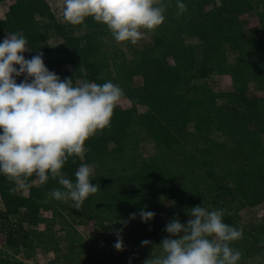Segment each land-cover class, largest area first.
I'll list each match as a JSON object with an SVG mask.
<instances>
[{"label": "trees", "instance_id": "16d2710c", "mask_svg": "<svg viewBox=\"0 0 264 264\" xmlns=\"http://www.w3.org/2000/svg\"><path fill=\"white\" fill-rule=\"evenodd\" d=\"M180 2L187 11L177 15V0H160L165 5L164 22L154 32L143 30L147 39L139 40L135 48L130 46V58L116 48L105 49L106 41L114 39L107 25L93 17H86L80 25H72L64 17L56 21L45 0H14L0 20V37L23 32L28 58L42 53L47 69L58 74L61 81L72 79L74 87L82 81L111 82L122 89L121 98L130 103L127 109L116 106L110 125L85 141L83 160L69 157L61 169L73 184L74 172L82 164L95 169L90 183L97 185L98 191L89 195L79 210L70 200L60 201L49 195L53 190H64L58 178L50 174L44 184L34 185L38 178L30 177V188L22 196L11 191L14 183L0 173V198L6 218L20 215L21 223L35 228L41 210L52 214L41 236L34 231L24 233L22 226L8 232L15 237L23 233L21 238L29 241L30 250L24 254L31 255L34 242L43 248L65 243L68 252L55 258H64L65 264H144L145 256L150 258L152 250L158 248L153 247L167 234L164 226L176 218H190L187 210L201 206L208 211L222 210L223 222L242 230L239 239L229 242L241 253L238 264L256 256L264 261V217L256 225H239L242 209L264 201V148L258 132L250 129L252 124L264 126V96L246 95L249 84L264 92V20L250 30L244 25V17L264 16V0ZM44 20L62 39L53 48L46 43ZM84 60L92 64L86 65ZM67 67L69 70H61ZM220 68L230 77L232 89L217 94L206 80ZM137 76L142 78L140 87L133 86ZM24 78L15 77L17 83ZM218 100L222 102L218 104ZM140 106L146 107L145 112H138ZM188 125L193 131L187 129ZM217 134L231 138V145L215 137ZM145 141L155 153L139 160L135 149ZM167 200L172 202L171 211L163 209ZM141 209L155 213L149 221L151 232L145 228L130 230L121 223L131 221L132 213L140 218ZM63 213L76 219L77 225L84 219L95 221V232L105 225L115 231L122 228L126 253L111 254V260L104 252L94 253L92 244ZM58 217L61 220H56ZM56 225L62 237L53 230ZM95 232L90 234L91 242ZM112 239L116 242V234ZM144 240L152 243L142 247ZM8 244V249L19 251L18 245ZM0 264L13 262L6 259Z\"/></svg>", "mask_w": 264, "mask_h": 264}, {"label": "clouds", "instance_id": "9594fccd", "mask_svg": "<svg viewBox=\"0 0 264 264\" xmlns=\"http://www.w3.org/2000/svg\"><path fill=\"white\" fill-rule=\"evenodd\" d=\"M63 5L68 23L80 25L86 17H93L107 25L117 42L133 45L143 39L142 29L154 32L165 19V5L160 0H63ZM177 8V15L187 11L180 0ZM27 44L23 32L8 34L0 43V173L14 183L13 192H27L33 175L44 184L50 174L64 190L56 189L49 195L71 200L79 210L84 200L98 191V186L90 183L94 169L82 164L75 173V184L61 169L69 157L83 159L85 141L110 125L123 91L111 82L98 85L82 81L74 87L72 79L61 81L47 69L42 53L25 59L22 53L29 50ZM20 76L25 78L17 83L15 77ZM187 214L190 219L186 223L176 218L166 224L168 235L153 247L160 253L152 250L144 264H238L241 253L229 242L239 239L242 230L224 223L222 210L196 206ZM138 215L144 223L155 217L154 212L144 209ZM136 216L132 213L129 219ZM122 232V228L116 230L117 251L125 247ZM151 243L144 240L141 246Z\"/></svg>", "mask_w": 264, "mask_h": 264}, {"label": "rangeland", "instance_id": "374dc122", "mask_svg": "<svg viewBox=\"0 0 264 264\" xmlns=\"http://www.w3.org/2000/svg\"><path fill=\"white\" fill-rule=\"evenodd\" d=\"M45 2L48 4L51 13L53 14L54 18L56 21H61L63 18V0H45ZM14 0H0V20L4 19V16L6 15V13L9 11L10 7L13 5ZM264 20V16H248V17H244V25L246 30H250L253 28H257L259 27V22L260 20ZM43 24H45V29L48 31L47 32V40L46 43L50 46V47H55L57 46L59 43H61L62 39L60 37H58V34L51 29V26L48 23V20H44ZM144 29H142L141 31H143ZM3 32V31H2ZM143 39L146 40L147 38H145L143 36ZM4 39H2V37H0V43L3 42ZM109 40L106 41V45H105V49L108 51L113 50V48H116L118 51H121L124 53L125 57L130 58L132 57L129 48L130 46L132 48H135L136 45H133L130 41H125V42H117L115 39L111 40L108 42ZM189 43H193V41H189ZM24 57L26 60H28V51L25 52ZM233 54L229 53V57L233 58ZM30 60V59H29ZM84 63L86 65H91L92 62L91 60H84ZM70 67L67 68H63L61 69L62 71H66L69 70ZM58 75V74H57ZM207 85L209 86V88L211 90H213V92L215 93H223V92H228L232 89L231 87V79L230 77L227 75L225 69L220 68L216 71V73L211 76L209 79L206 80ZM93 83H96L98 85H103L102 82H99L98 80H95ZM142 85V78L140 76H137L133 79V86L134 87H140ZM246 95L248 98H252V97H262L264 96V92H260L258 90H256V88L252 85L249 84L248 85V90L246 92ZM222 101L218 100L217 103L220 104ZM117 106H119L122 109H127L130 107V103L127 99L125 98H121L120 102L117 104ZM139 113H143L146 110V107L140 106L137 108ZM187 129L190 131H193L192 126L188 125ZM250 129L251 130H256L260 136V143L261 146L264 148V126H260V125H250ZM219 134L215 135V137H219L221 141H225L227 142L228 145H231L229 143H231L230 141L232 140L231 138L227 137V138H222L220 136H218ZM186 146L188 148H190L189 144ZM85 147V146H84ZM86 149V148H85ZM108 149L111 150L112 149V145L110 144L108 146ZM86 152V151H85ZM135 153L138 157L139 160L142 159H146L149 158L151 156L154 155L155 153V149L152 147V145L149 142H143V143H139L135 149ZM80 158V157H79ZM80 160H83L80 158ZM91 167H93L92 165H89ZM94 169V167H93ZM78 170V168L75 170L74 173H76V171ZM95 175V169L93 171V176ZM92 176V177H93ZM91 178V177H90ZM39 180H36L33 182L34 185L38 184ZM16 195H22V196H26L27 192L24 191H15L14 192ZM71 201V200H70ZM73 202V201H71ZM74 203V202H73ZM173 208L172 202L171 201H165L164 205H163V209L165 211H171ZM6 208L5 205L2 203V200L0 198V263L3 262L4 260L8 259L11 262H13V264H65L66 260L64 258H58L57 260H55L57 255H62L65 254L66 252H68V246L65 243H62L58 246L55 247H49V248H43V247H39L36 246L35 242H34V246H33V251L31 252V255H26L24 254L25 250H30V246H29V241L24 240L23 237V233L22 236L19 237V235L16 234L17 237L15 236H10L8 234V232L14 231L17 228H19L20 226H22L23 228V232L24 233H29L31 234L33 231L36 232L37 236H41L44 231H45V225L48 221L51 220L52 218V214L51 212L48 211H40L39 215L37 216V224L34 226L32 225H28L27 223L20 222V215H15V216H8L7 218L5 217V213H6ZM22 212H24V210H22ZM63 215L68 219V222H70V224H72L75 229L83 236V239L88 242V244H92V247L94 248V253L99 254L100 252H104V254H107L109 256V260H111V254H117L119 252L121 253H126L125 250L123 251H117L114 248V244L115 242L112 239V236H114L116 234V231L114 230V228L111 225H105V228L102 230H98L97 232H95L97 230L96 226H95V221L93 220H89V219H84V223L82 225H77L75 220L69 218L65 213H63ZM240 215V222L239 225L242 226L243 228L248 227L250 224H257L261 221V219L264 217V201L261 202L260 204L254 206V207H246L244 209H242L239 212ZM188 219H183L180 220V222L186 223L188 221ZM56 220H61L60 217H58ZM126 222V225L125 223ZM121 223L123 224V226H125L127 229H134V230H138L141 231L143 228H145L144 230H146V232H151L152 230V224L151 222H147L144 223L141 221L140 218H136L135 220H125V221H121ZM60 226L56 225L54 226L53 230L57 232L58 235H60L61 237L63 236V233H59L58 230ZM165 228V226H164ZM93 232L96 233L95 236V240L93 242L90 241L89 237L90 234H92ZM168 234H164V236L166 237ZM13 238H16L15 241L13 242ZM8 240L10 241V244H8ZM90 241V242H89ZM7 244L8 247L14 246V245H18L19 247V251L18 252H14V248L11 247V249L7 248ZM155 254H159L160 253V249H154L153 250ZM29 256V257H28ZM149 258V257H148ZM147 256H145V260L148 259ZM83 258H80L78 261L82 262ZM75 263H67V264H76ZM242 264H264V261H262L261 257L256 256L253 257L250 260H243Z\"/></svg>", "mask_w": 264, "mask_h": 264}]
</instances>
